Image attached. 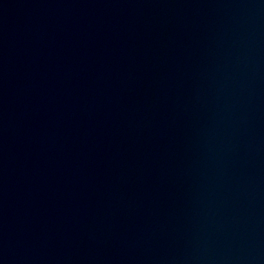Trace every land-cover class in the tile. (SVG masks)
I'll return each instance as SVG.
<instances>
[{"label":"water","instance_id":"water-1","mask_svg":"<svg viewBox=\"0 0 264 264\" xmlns=\"http://www.w3.org/2000/svg\"><path fill=\"white\" fill-rule=\"evenodd\" d=\"M0 264H264V0H0Z\"/></svg>","mask_w":264,"mask_h":264}]
</instances>
